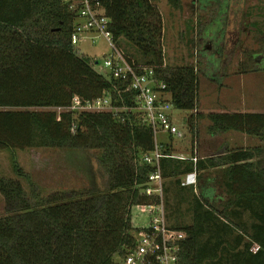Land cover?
<instances>
[{
    "label": "trees",
    "instance_id": "trees-1",
    "mask_svg": "<svg viewBox=\"0 0 264 264\" xmlns=\"http://www.w3.org/2000/svg\"><path fill=\"white\" fill-rule=\"evenodd\" d=\"M156 1H104L114 39L128 60L153 67L167 83V102L192 111L186 124L193 134L204 118L212 135L237 131L261 140L206 156L192 149L185 158L161 144L165 179L186 187L180 177L197 172L191 186L197 192L180 194L165 206L191 218L173 226L187 234L180 263L264 264V111L199 110L204 69L200 61L167 63L164 15ZM167 1L175 9L182 6V0ZM73 23L62 0H0V149H97L103 176L99 191L82 187L46 195L34 185L27 190L18 178L1 176L6 213L0 216V264H122L141 229L134 227L133 207L161 200L145 192L154 167L144 157L155 148V133L136 108V92L76 51ZM256 38L263 45L264 32ZM123 41L140 57L124 51ZM261 52L262 47L244 50L237 73L257 70L252 64ZM207 59V65L217 61L212 53ZM75 96L83 102L107 96L113 109H65ZM12 165L18 176L27 177L14 155Z\"/></svg>",
    "mask_w": 264,
    "mask_h": 264
},
{
    "label": "rangeland",
    "instance_id": "rangeland-1",
    "mask_svg": "<svg viewBox=\"0 0 264 264\" xmlns=\"http://www.w3.org/2000/svg\"><path fill=\"white\" fill-rule=\"evenodd\" d=\"M164 15V47L166 61L171 65H196L199 61L202 72L199 110L204 114L210 111H264V43L258 41L264 32V0H182L180 9L173 8L167 0H157ZM252 19V20H250ZM246 21L248 23L246 24ZM263 27H259L258 23ZM248 29L245 30V26ZM124 51L140 57L139 50L123 41ZM253 64L258 69L248 73H237L238 65L245 59L244 50H259ZM76 51L92 60H99L111 51L108 41L98 37L84 39L75 45ZM214 54L217 61L209 65L207 55ZM221 72V74H220ZM222 77H221V76ZM215 76V77H212ZM165 97L170 98L169 94ZM169 111L175 124L183 135H170L166 131L157 134L158 143L169 145L178 157H190L192 149L200 156L212 155L222 148L252 147L260 144L258 137L237 131L212 135L208 131V121L201 119L196 133L186 124L185 119L192 111L177 108L169 99ZM99 150L81 148L61 149L49 147H30L25 149H0V177H14L21 180L27 190L34 185L42 195L55 190L82 187H103V176L97 155ZM13 155L17 158L26 176H18L12 165ZM173 178H164V202L175 203L181 197L194 194L196 188L187 185L178 187ZM181 183L185 175L180 177ZM197 183V182H196ZM195 183V184H196ZM175 184L171 191L167 186ZM194 184V185H195ZM172 197V199H171ZM172 204V203H170ZM187 204H182L183 212ZM168 223L172 226L191 222L188 213L184 217L179 210L171 211L165 207ZM5 204L0 193V216L4 215ZM133 224L147 225L148 210L133 207ZM118 260L122 257L117 256Z\"/></svg>",
    "mask_w": 264,
    "mask_h": 264
},
{
    "label": "built area",
    "instance_id": "built-area-1",
    "mask_svg": "<svg viewBox=\"0 0 264 264\" xmlns=\"http://www.w3.org/2000/svg\"><path fill=\"white\" fill-rule=\"evenodd\" d=\"M74 15L71 40L74 45L84 39L102 37L108 41L111 51L102 59L93 60L98 71L114 79L128 81L130 88L136 92V108L144 114V120L155 133V148L145 155L144 160L152 164L145 192L159 195V203H142V211L148 210L152 215L147 225H136L135 244L129 249L122 264H181L179 251L187 234L168 223L164 202V176L161 168V144L157 134L166 131L170 135L182 136L183 131L175 124L165 94L167 83L156 76L155 69L131 63L114 39L110 29L111 18L106 13L105 0H62ZM98 61V62H97ZM135 108V107H134ZM65 109L78 111L112 110L110 98L102 96L83 102L78 96L73 104ZM61 110V108H59ZM196 161L197 158H194ZM197 182V172L185 175L183 185Z\"/></svg>",
    "mask_w": 264,
    "mask_h": 264
},
{
    "label": "crops",
    "instance_id": "crops-1",
    "mask_svg": "<svg viewBox=\"0 0 264 264\" xmlns=\"http://www.w3.org/2000/svg\"><path fill=\"white\" fill-rule=\"evenodd\" d=\"M250 20H252V19H250ZM248 23V21H246V24ZM248 29V26L246 25L245 26V30H247ZM220 74H221V72H220ZM221 76V75H220ZM222 77V76H221ZM214 79V78H213ZM242 111V110H241ZM248 111V110H247ZM186 120H187V118L185 119V122H186ZM229 132V131H228ZM226 134V133H225Z\"/></svg>",
    "mask_w": 264,
    "mask_h": 264
},
{
    "label": "water",
    "instance_id": "water-1",
    "mask_svg": "<svg viewBox=\"0 0 264 264\" xmlns=\"http://www.w3.org/2000/svg\"><path fill=\"white\" fill-rule=\"evenodd\" d=\"M98 62V61H97Z\"/></svg>",
    "mask_w": 264,
    "mask_h": 264
}]
</instances>
